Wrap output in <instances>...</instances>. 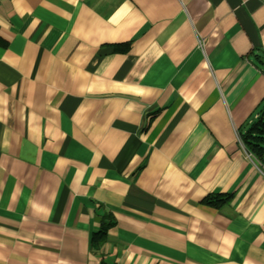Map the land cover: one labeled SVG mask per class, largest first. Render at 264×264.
Wrapping results in <instances>:
<instances>
[{"label": "crops", "instance_id": "1", "mask_svg": "<svg viewBox=\"0 0 264 264\" xmlns=\"http://www.w3.org/2000/svg\"><path fill=\"white\" fill-rule=\"evenodd\" d=\"M263 117L262 0H0V264H264Z\"/></svg>", "mask_w": 264, "mask_h": 264}, {"label": "trees", "instance_id": "2", "mask_svg": "<svg viewBox=\"0 0 264 264\" xmlns=\"http://www.w3.org/2000/svg\"><path fill=\"white\" fill-rule=\"evenodd\" d=\"M242 140L246 149L264 166V117L252 124L247 133L242 136ZM231 199L232 195L228 194H209L203 199L202 203L215 209H221L226 206ZM105 220L111 221L108 216ZM111 224L112 222H110L107 227H103L101 233L105 234L108 228L112 227ZM104 225L105 223L103 226ZM101 233L96 234L93 241L100 236Z\"/></svg>", "mask_w": 264, "mask_h": 264}, {"label": "built area", "instance_id": "3", "mask_svg": "<svg viewBox=\"0 0 264 264\" xmlns=\"http://www.w3.org/2000/svg\"><path fill=\"white\" fill-rule=\"evenodd\" d=\"M263 1V3H264V0H262Z\"/></svg>", "mask_w": 264, "mask_h": 264}]
</instances>
